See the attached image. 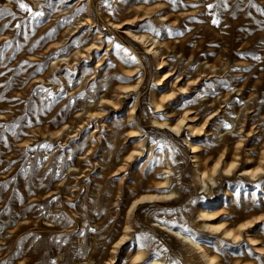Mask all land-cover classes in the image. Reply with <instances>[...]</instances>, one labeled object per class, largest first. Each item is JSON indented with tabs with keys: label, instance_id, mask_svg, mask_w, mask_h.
<instances>
[{
	"label": "rangeland",
	"instance_id": "rangeland-1",
	"mask_svg": "<svg viewBox=\"0 0 264 264\" xmlns=\"http://www.w3.org/2000/svg\"><path fill=\"white\" fill-rule=\"evenodd\" d=\"M34 1L0 0V264H206L192 238L221 264H264V220L235 242L199 217L264 218V173L244 171L264 164V0ZM185 115L180 134L153 122Z\"/></svg>",
	"mask_w": 264,
	"mask_h": 264
},
{
	"label": "bare ground",
	"instance_id": "bare-ground-1",
	"mask_svg": "<svg viewBox=\"0 0 264 264\" xmlns=\"http://www.w3.org/2000/svg\"><path fill=\"white\" fill-rule=\"evenodd\" d=\"M35 3V6L37 7L38 4H39V1L35 0L34 1ZM159 17H162L161 15H159ZM144 18H140L139 21L143 20ZM158 22H161V20H158ZM127 24V23H126ZM129 24V23H128ZM120 27H123L122 25H120ZM125 28V27H123ZM125 32L128 34V37L129 35L130 36H133L132 40L135 42L137 40H141L142 42H144L145 44L149 42V38L150 36H147L145 34H141V35H138V34H135L133 31L129 30V29H125ZM131 39V37H130ZM152 39H154V43L153 44H156V37H152ZM152 44V45H153ZM158 45H161L160 43H158ZM150 47V46H149ZM148 47V48H149ZM96 50H100L101 49V44L97 45V47H94ZM156 46H151L150 50L151 51H155L156 53L158 52L157 50H155ZM133 52V51H132ZM164 63V60L161 61V64ZM163 66L160 65L159 68H162ZM136 70V69H135ZM133 70V72L135 71ZM134 75V74H132ZM173 75V73L171 74H165L164 77H168L167 79L171 78V76ZM162 79H158V85H161L162 84ZM141 83V81L138 82V85ZM128 90V89H127ZM185 90V89H184ZM188 91V90H187ZM187 91H183L181 92L180 94H184V93H187ZM90 95L93 96V92L90 91ZM175 97V93H171L169 94L166 98H161V99H158L157 98V95L156 94H153L152 95V103L154 104V108H155V112H158L160 113L161 111H163V108L165 106V103H169L174 97ZM102 99V98H101ZM98 100L96 101L95 98L93 97L90 102H89V107H94L95 105L99 104L102 102V100ZM95 101V103H94ZM138 99L135 98V103H134V106L132 108V116L135 117V111H136V108H137V105H138ZM96 107V106H95ZM97 109V108H95ZM238 114H239V111L237 110ZM154 113V112H152ZM188 120V116L185 115L177 124L175 125H171L168 120H165V119H162L161 116L159 117H156L154 119V124H155V127L159 128V129H163V128H169L170 130H172V132L176 133V134H180L181 131H182V127L184 126V123L185 121ZM233 123L236 122L235 119H232ZM207 122V121H206ZM186 125H188V128H189V132L191 135H203V134H207V133H204L206 132L204 130V127H205V124L202 128H198L196 129V127H194L193 125H189L188 123H186ZM231 128L233 127V125L230 126ZM69 128V127H67ZM185 140L186 142L192 147V149L194 150V152L196 151V147L194 145V143L191 141L190 138L188 137H185ZM142 144H144V140L141 142ZM152 147L150 148V155L152 154ZM143 154V150H140L137 154L135 155H142ZM135 155H131L130 158H133ZM167 167H166V173L168 175V177L166 178V180H164L162 182V184H164L165 186H168L170 184V181H171V177L170 175H172V166L169 162V160H167ZM224 162L222 161L221 158H219L210 168H208L207 166L205 167V169L201 170V176H202V181L203 183L207 184V182H211V183H214L215 180H216V175L217 173L219 172V169L221 168V166H223ZM236 167V159L234 158L232 161L230 162H227L226 163V166L224 167V172L225 174L227 175V177L229 175H231V173L233 172L234 168ZM245 171V174L249 176V179H246L250 182H252L254 185H259L260 181H261V178H262V174L264 173V164L263 163H260L257 167H254V168H246L244 169ZM227 192L230 191V189H226ZM160 197L159 195H145V196H142L140 198H138L132 205V208H131V212H134V210L138 207V205H140L141 203H144V202H147V201H152L153 199L155 198H158ZM199 217L203 218L205 220V223L208 227L212 228L213 230L215 231H220L222 230V233L225 235L226 239H233L235 242H238L242 239L243 237V232L244 230H249L250 228L252 227H255L257 226L260 222H262L264 220V218L262 216H259V217H256L254 218L253 220H249L248 222L242 224L239 226L238 229H233V228H228L227 226L223 225V224H216L214 222H211L213 221V217L214 215L209 213L208 211L202 209L201 212H200V215ZM212 218V219H211ZM239 220L241 218L237 217ZM236 227V226H235ZM131 229V225H127L126 226V231L129 232ZM128 238V235L125 234L124 237L117 243V246H119L122 242H124L126 239ZM253 240V239H252ZM254 241V240H253ZM193 245H194V248L197 249V250H200L201 254H202V257L206 260V264H221L218 262L217 258L214 257V256H211L207 250L199 243H197L193 238L191 239L190 241ZM144 258H146V252L145 251H141L138 256L136 257V261L138 260H144ZM162 262V261H161ZM159 263V260H150L148 262V264H158Z\"/></svg>",
	"mask_w": 264,
	"mask_h": 264
},
{
	"label": "snow or ice",
	"instance_id": "snow-or-ice-1",
	"mask_svg": "<svg viewBox=\"0 0 264 264\" xmlns=\"http://www.w3.org/2000/svg\"><path fill=\"white\" fill-rule=\"evenodd\" d=\"M18 2H19V0H18ZM19 6L21 7V9H23L25 11H31V9L26 4L20 3ZM33 14L36 16L42 15V13H39V12L33 13Z\"/></svg>",
	"mask_w": 264,
	"mask_h": 264
}]
</instances>
